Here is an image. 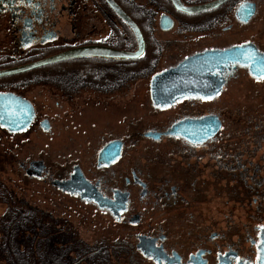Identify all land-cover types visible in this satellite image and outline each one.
Returning a JSON list of instances; mask_svg holds the SVG:
<instances>
[{
	"label": "flooded vegetation",
	"instance_id": "1",
	"mask_svg": "<svg viewBox=\"0 0 264 264\" xmlns=\"http://www.w3.org/2000/svg\"><path fill=\"white\" fill-rule=\"evenodd\" d=\"M115 1L138 24L146 43L143 55H84L0 76V116L10 122H0L1 159L9 167L17 165L13 174L26 184L42 182L69 196L80 197L62 183L80 171L104 197L127 204L115 215L88 201L126 235L127 241L119 240L123 251L113 258L120 264H264V91H247L248 85L264 88V0H226L196 12L178 9L173 0ZM180 1L194 8L218 0ZM94 47L138 49L136 32L106 0H0V71ZM135 78H151L155 109L179 106L164 125L122 136L121 90L129 87L131 94ZM153 78L210 80L159 103L153 98ZM239 78L249 83L242 84L244 98L257 94L262 106H243L240 138H234V124L207 104L219 103ZM57 94L66 98L67 107ZM110 106L117 111L116 123L107 130L113 132H90L96 128L88 129L86 121ZM52 113L69 117V134L82 129L84 145L98 146L87 172L73 161L55 171L40 153L42 133L56 141ZM75 114L84 115L83 123L74 121ZM139 137L161 147L159 154L143 155L144 163L129 155L141 143ZM115 142L119 155L109 153L100 161Z\"/></svg>",
	"mask_w": 264,
	"mask_h": 264
},
{
	"label": "rangeland",
	"instance_id": "2",
	"mask_svg": "<svg viewBox=\"0 0 264 264\" xmlns=\"http://www.w3.org/2000/svg\"><path fill=\"white\" fill-rule=\"evenodd\" d=\"M45 69L47 70L48 67ZM39 71L41 70H38L37 73ZM150 80L151 78H135V83L130 87L131 94L127 95L129 87L121 90V115L118 118L120 135L125 136L129 132H135V130L142 133L151 126L160 127L177 111L179 105L171 110H157L153 107L150 99ZM243 82L245 85L249 84L245 82V79L239 78L233 85L226 87L225 91L228 90L229 92L222 95L224 97L219 103L207 104L208 106L216 107L226 119L228 125L234 124L236 127V130L233 131L234 138H240V129L238 130L237 127H242L243 106L246 104L249 108H254L256 110L262 106V100L257 94L249 95L247 98H244L245 90L242 85ZM40 90L42 91V88H40ZM261 90L264 91V88L261 86H247V91ZM124 95H126L125 98L123 97ZM56 99L67 107L66 98L57 94ZM255 103L258 107H256ZM110 107L111 108L108 110L112 112L102 109L99 111L101 113H99L97 118L94 116L93 119H89L86 121V124L83 125L88 129L96 128L90 131L93 133H97V130H102L105 136H107V132L112 133L113 130H107L113 122L116 123V121H112V119L117 120V117L112 116L117 113V111L113 110L114 108L112 106ZM57 111L59 110L56 109V112ZM51 116H57L56 141L55 143L52 142L50 135H44L42 133L39 137L40 153L48 156V162L55 171L58 169L62 170L67 163L73 161L80 163L87 172L92 166L91 164L98 146H95V143L92 145L91 143L90 145H87V143L85 145L83 144L85 136L82 129L69 134L68 131H66L69 125L66 122L70 121L68 116L63 114L53 115V113ZM74 117L76 118L74 120L75 122L81 123L84 115L75 114ZM126 138H130V136L128 135ZM139 138H142L141 143L137 145L133 151H130L129 155L138 156L144 163V159L142 158L143 155H156L160 153V146H155V144L148 141L146 137ZM4 140L5 137L0 133V152L3 147L1 143ZM52 148L55 149V154L51 153ZM150 149L152 151H150ZM13 173H18V166L11 165V167H9L8 163L0 157V227H4L3 230H0V264H7V258L8 256H12V253L17 254L19 257H24V246L20 245L17 251L15 250V248L18 247L16 245H12L13 248H10L11 245L9 241L16 237H10L9 234L11 230L8 232L7 224L4 223L6 220L3 222L5 218H9L10 224L13 226H17L21 229L29 227L26 218L15 220V222L12 223L11 215H15L14 211H16V214H18L17 212H28L34 215L38 212V215L41 213L48 214L54 219L55 214L56 219L59 220L61 224L69 225V227L75 230L80 240H85L91 245H95L96 242H100L101 240L110 242L116 240L127 241L125 239L126 235L120 226L115 224L113 218L106 211L98 208L97 205L82 200L77 195L69 196L55 191L49 185H45L42 182L33 183L31 180L29 184H26L23 178L20 179ZM24 234L27 237L29 236L26 232H24ZM120 260L121 259H115L112 264H120ZM124 262L127 261L123 260L122 264Z\"/></svg>",
	"mask_w": 264,
	"mask_h": 264
},
{
	"label": "trees",
	"instance_id": "3",
	"mask_svg": "<svg viewBox=\"0 0 264 264\" xmlns=\"http://www.w3.org/2000/svg\"><path fill=\"white\" fill-rule=\"evenodd\" d=\"M14 212L15 215H11L12 223L26 218L29 227L21 229L10 224L9 218L3 220H6L4 223L7 224L8 232L11 230L10 237H16L9 241L10 248L16 245L17 251L22 245L26 254L19 257L12 253L7 258V264H112L113 258L119 256L118 252L123 251L120 248L122 242L117 240H101L95 245L80 240L74 229L48 214ZM3 229L4 227H0V230Z\"/></svg>",
	"mask_w": 264,
	"mask_h": 264
},
{
	"label": "water",
	"instance_id": "4",
	"mask_svg": "<svg viewBox=\"0 0 264 264\" xmlns=\"http://www.w3.org/2000/svg\"><path fill=\"white\" fill-rule=\"evenodd\" d=\"M108 4L112 7L114 11H116L128 24L134 29L136 32V36L138 39V49L134 52L128 51H111L106 49H98L97 47L91 49H76L70 50L66 52L59 53L54 55L50 58H46L40 60L38 62H34L31 64H27L24 66H19L7 70L0 71V76H9L14 74L23 73L35 68H39L42 66H46L58 61L82 57L84 55H100V56H108V57H120V58H140L143 53L145 52L146 43L144 40V36L138 26V24L132 20L126 12L116 3L115 0H106ZM226 0H218L216 2H212L210 4L202 5L199 7L194 8H187L184 6L180 0H173L175 6L184 11L188 12H196L208 8H214L221 5ZM210 78H153L152 82V92L153 98L155 101L161 103L171 100L173 97H181L184 96L186 90H196L200 87L202 82L209 81ZM0 122H3L4 125H10L9 121L3 120L0 116ZM16 125V122H13L12 125ZM19 126V124H18ZM22 127L14 128L13 131L21 130ZM114 149L112 152L111 150ZM121 146L119 143L115 142L107 146L101 154L100 161L105 160L107 154L112 153L113 155L118 152L117 155L120 153ZM107 161V160H106ZM62 188L65 191L70 192L71 194H78L80 198L85 201H93L98 204L100 208H108L114 213L115 215H119L120 212L126 209L127 204H119L118 199L117 201H112L106 197H104L95 186H93L83 175L82 172L78 171L76 175H74L71 181L62 183ZM125 201V200H124ZM126 202V201H125Z\"/></svg>",
	"mask_w": 264,
	"mask_h": 264
},
{
	"label": "snow or ice",
	"instance_id": "5",
	"mask_svg": "<svg viewBox=\"0 0 264 264\" xmlns=\"http://www.w3.org/2000/svg\"><path fill=\"white\" fill-rule=\"evenodd\" d=\"M246 59H248L249 62H253L251 59V54H246ZM260 71H261V76L264 77V65H261ZM260 227L264 228V225H262Z\"/></svg>",
	"mask_w": 264,
	"mask_h": 264
}]
</instances>
